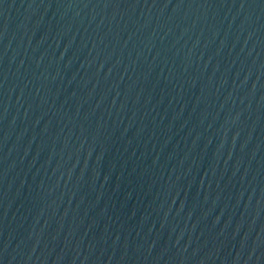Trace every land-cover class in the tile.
Listing matches in <instances>:
<instances>
[{
  "label": "water",
  "instance_id": "water-1",
  "mask_svg": "<svg viewBox=\"0 0 264 264\" xmlns=\"http://www.w3.org/2000/svg\"><path fill=\"white\" fill-rule=\"evenodd\" d=\"M0 264H264V0H0Z\"/></svg>",
  "mask_w": 264,
  "mask_h": 264
}]
</instances>
